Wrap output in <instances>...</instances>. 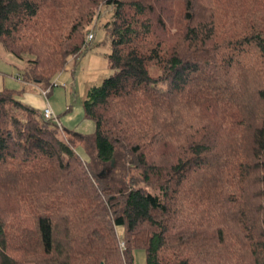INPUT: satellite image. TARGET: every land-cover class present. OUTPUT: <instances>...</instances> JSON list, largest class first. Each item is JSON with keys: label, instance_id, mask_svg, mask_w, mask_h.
<instances>
[{"label": "trees", "instance_id": "1", "mask_svg": "<svg viewBox=\"0 0 264 264\" xmlns=\"http://www.w3.org/2000/svg\"><path fill=\"white\" fill-rule=\"evenodd\" d=\"M98 31L92 132L0 89V264H264V0H0L25 81Z\"/></svg>", "mask_w": 264, "mask_h": 264}, {"label": "rangeland", "instance_id": "2", "mask_svg": "<svg viewBox=\"0 0 264 264\" xmlns=\"http://www.w3.org/2000/svg\"><path fill=\"white\" fill-rule=\"evenodd\" d=\"M103 11L105 13V10ZM103 16V13L99 14V17L101 19L105 18ZM95 34L96 35L92 48L88 50V47L83 51L84 53L87 51L97 52L98 50L97 54H99L105 49L108 50V45L106 43H103L104 39L101 32L98 31ZM102 54L105 62L104 66L102 65V67L99 68H101V71H103V75H101L100 73H88L86 70H82L81 68H79L80 66H78L79 63L76 62L77 60L69 59L67 67L54 75L52 79H50L51 83H55L54 85H51V83H34L32 81L23 80L21 64L11 60L12 58L10 54L0 47V89H11L15 98H17L20 102L32 107H35V104H39L40 102L44 104L47 100L50 104L52 103L57 107H63L64 105H66L65 107L69 108H63L61 110V116L65 115V122L61 123L62 126H64V128L67 130H71V125H74L76 123L79 125L88 123L89 126L88 129L86 128V130L88 131V133H90L92 132L94 127L93 122L83 117L81 100L84 96L86 88L89 85L99 83L100 80L109 73L106 58L104 56V53ZM156 71V69L151 68L152 73H156ZM86 80H88V85H86ZM64 84H66V87ZM44 89H47V92L45 94L43 93ZM78 116H80L79 119ZM73 146L79 152L83 159L87 158V155L84 153V150L80 143L74 142ZM144 256V250L142 248H134L132 250L133 264H145Z\"/></svg>", "mask_w": 264, "mask_h": 264}, {"label": "crops", "instance_id": "3", "mask_svg": "<svg viewBox=\"0 0 264 264\" xmlns=\"http://www.w3.org/2000/svg\"><path fill=\"white\" fill-rule=\"evenodd\" d=\"M94 37H95V34H94ZM94 37H93V41H92V43H91V45L89 46V48H88V50H90L91 48H92V45H93V42H94ZM106 51V49L105 50H103L101 53H99V54H97V52H98V50H97V52L96 51H94V52H83L79 57H78V59H77V63H79V65L78 66H80L79 68H81L82 70H86L88 73L90 72V73H100L101 75H103V71H101V68H99V67H102V65L104 66V62H105V59L102 57V53H104ZM101 54V55H100ZM11 56V55H10ZM11 60H13L14 62H18V61H16V59L15 58H13L12 56H11ZM96 75V74H95ZM16 77H18V76H16ZM94 77V76H93ZM28 83V82H27ZM29 84V83H28ZM65 85V84H64ZM86 85H88V80H86ZM65 87H66V85H65ZM52 88V87H51ZM45 100H47V99H45ZM48 101V100H47ZM48 103H49V101H48ZM42 105H43V103H39V104H35V107L34 108H36L39 112H41V108H42ZM49 105H50V107H51V109H52V111H53V113L56 115V117H57V119H58V122H60V123H62V122H65L64 120V116L65 115H62L61 116V114H62V112H61V110L63 109V108H69V107H65L66 105H64L63 107H57V106H55V105H53L52 103L50 104L49 103ZM78 115V114H77ZM67 116V115H66ZM70 116V115H69ZM79 117L80 116H78V119H79ZM66 118V117H65ZM79 121V120H78ZM62 125V124H61ZM88 126H89V124L88 123H85V124H83V125H79V124H74V125H71V127H72V129L71 130H67V129H65L64 128V126H62L63 127V129L64 130H66V131H69V132H78V133H81V134H84V133H88V131L86 130V128L88 129Z\"/></svg>", "mask_w": 264, "mask_h": 264}, {"label": "built area", "instance_id": "4", "mask_svg": "<svg viewBox=\"0 0 264 264\" xmlns=\"http://www.w3.org/2000/svg\"><path fill=\"white\" fill-rule=\"evenodd\" d=\"M92 38H93V33L89 32L86 35V42H90L92 40ZM54 84H55L54 82L51 83V85H54ZM46 92H47V89H44L43 93L45 94ZM41 115H42L43 118H52V119H54V121L56 122L57 126L59 128H61V125L58 122V119H57L56 115L53 113L48 101H45V103L43 104L42 109H41ZM119 244L122 245L123 244L122 241H120Z\"/></svg>", "mask_w": 264, "mask_h": 264}]
</instances>
